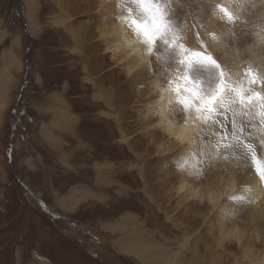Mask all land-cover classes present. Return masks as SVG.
Segmentation results:
<instances>
[{
	"label": "rangeland",
	"instance_id": "rangeland-1",
	"mask_svg": "<svg viewBox=\"0 0 264 264\" xmlns=\"http://www.w3.org/2000/svg\"><path fill=\"white\" fill-rule=\"evenodd\" d=\"M35 1L31 22L23 0H0V264H170L164 255L177 251L179 264H206L199 254L211 244L191 228L200 221L196 206L173 220L155 198L156 186L175 182L174 155L164 164L148 153L150 139L138 143L130 132L139 125L135 108L144 104L137 86L120 84L105 56L94 62L87 52L82 25L92 17L71 11L68 0ZM254 1L242 13L248 23L235 29V42L225 32L215 56L235 71L264 62V46L252 48L240 31L264 25V5ZM212 2L179 0L176 16L181 24H203L206 35ZM213 20L216 31L220 21ZM246 44L256 48L253 55ZM238 50L246 56L237 58ZM9 53L16 59L7 66ZM162 73L148 81L164 80ZM185 234L192 243L184 249ZM129 240L149 244L156 263L126 247ZM222 254L219 264H233V256Z\"/></svg>",
	"mask_w": 264,
	"mask_h": 264
},
{
	"label": "bare ground",
	"instance_id": "bare-ground-1",
	"mask_svg": "<svg viewBox=\"0 0 264 264\" xmlns=\"http://www.w3.org/2000/svg\"><path fill=\"white\" fill-rule=\"evenodd\" d=\"M23 1L28 9V17L32 20L31 22L36 21L32 13V10H35L36 1ZM254 2L256 4V1ZM260 2L264 5V0ZM118 3L119 0H68L67 8L71 11L75 10L86 14L89 19L92 17V20H84L82 27L87 29V34L85 33L86 50L90 56H95L94 62L105 56L112 69H115L114 72H118L121 77L120 84L128 83V87L130 84L137 86V94L141 95L139 98L144 104L135 108L136 114L139 116V125L137 126V131L135 129L130 130L134 138L136 137L138 143H142L143 137L150 139L149 144L146 146L148 153L156 156L157 158H154L159 161H165L164 164H167L170 161L168 159L174 155V163L171 164L172 167L170 165V171L169 169L166 171L173 175L175 174V176H172L167 173V175L175 178V182L169 181L170 183L166 184L163 181L167 186H156L160 190L158 192L159 196L155 198H159L165 203V209L172 214L173 220L179 215H183L184 218L186 212L189 211L187 208L196 206L198 211L196 213H198L200 221L197 220V225L192 224L191 228L197 231L201 230L206 234L204 237L206 236L211 244L210 251L208 248L205 249L203 247L205 249L204 252L199 254L201 255V260L207 259L206 264H213L214 262L219 264V256L223 255L222 253L233 256V264H264V188L260 186L258 178L252 172L243 174L245 167L242 161L224 160L222 157L214 158L215 149L212 147L216 140V136L213 135L214 126H201L193 117H190L188 123L185 124L183 122L184 114L180 111V106L175 103V95L168 92V85L164 77V80L158 76L154 80L148 81L151 79L148 75L155 74V72L148 73L145 71V65L151 60V57L145 54V46L137 41L136 37L132 35L121 21L120 17L126 15V13L117 7ZM259 3L257 2V4ZM262 7L264 8V6ZM210 16L209 23L208 21L206 23V25L208 24L206 32L216 33L219 41H211L205 34L201 36L208 44L209 51L217 57V55L221 54H217L219 52H217V49L219 45L221 48L222 36L225 32H228V28H226L227 24L222 25V22L218 23L217 20L215 22L218 23V26H221H217L215 31L214 27L217 24L215 26L212 25L214 14ZM256 30L258 31V29ZM256 30L251 31L256 32ZM183 35L187 38L186 43L195 46L192 34L185 32ZM247 39L249 42H247ZM247 39L245 40L250 43L251 47L258 43L251 35H248ZM242 46L245 45L242 44ZM250 46L247 48L249 49ZM255 49L250 51L252 55ZM262 49L264 48L262 47ZM242 50L244 51L245 49ZM241 55L246 56L243 53ZM242 56L237 58H243ZM247 56H250L249 53ZM8 57L9 60L7 58L5 62L7 66L16 59L12 53H9ZM237 58L235 59L238 63L239 59L237 60ZM16 62L18 61L16 60ZM95 66L100 67L98 62L95 63ZM243 69L236 71L243 72ZM160 71L162 72V70ZM155 76H157V73ZM96 80H94V83L97 86ZM170 99L173 101L171 105L168 103ZM134 100L136 99L134 98ZM253 135L255 136L256 134L253 133ZM143 143L145 142L143 141ZM257 148L260 151V155H264V150H261L258 144ZM195 169L198 170L195 171ZM145 172L148 171L146 170ZM188 179H192V181L189 182ZM244 189H251L252 202L241 203L225 200L226 196ZM237 218L242 222L240 223L236 220ZM258 227L263 235L262 243L259 246H257L255 240ZM187 234L179 242V245L184 249L191 242H189L191 239L187 237ZM124 245L131 248L135 254L138 253L139 255L142 252L144 258L142 256L140 258L144 261L156 263V258L152 256L153 253L149 248V244L144 241L141 240L140 246L136 240L126 241ZM145 251L150 253H144ZM178 255V251L174 254L166 253L164 258H167L170 264H179ZM164 260L166 259H163V262ZM188 264L195 263L189 261Z\"/></svg>",
	"mask_w": 264,
	"mask_h": 264
},
{
	"label": "snow or ice",
	"instance_id": "snow-or-ice-1",
	"mask_svg": "<svg viewBox=\"0 0 264 264\" xmlns=\"http://www.w3.org/2000/svg\"><path fill=\"white\" fill-rule=\"evenodd\" d=\"M177 3L179 0H119L117 7L126 13L121 21L151 57L145 71L162 70L167 90L175 95V103L184 114L183 122L187 124L193 117L201 126H214V158L242 161L264 188V155L257 150V144L264 150V62L261 67L247 62L243 72L233 71L209 51L199 31L203 24L189 26L179 22L174 7ZM249 6L255 7L254 0H213L209 5L218 21L231 26L228 34L234 42L235 29L248 23L242 13ZM185 28L191 31L195 46L186 43L182 34ZM240 31L264 46V25L256 32H248L247 27ZM206 35L211 41H219L214 32ZM236 55L241 52L238 50ZM252 199L251 189L225 197L226 201L241 203Z\"/></svg>",
	"mask_w": 264,
	"mask_h": 264
}]
</instances>
